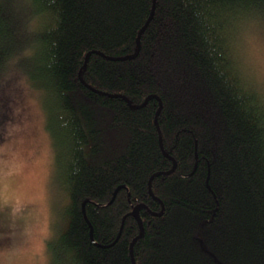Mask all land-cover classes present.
Returning a JSON list of instances; mask_svg holds the SVG:
<instances>
[{
    "label": "trees",
    "instance_id": "obj_1",
    "mask_svg": "<svg viewBox=\"0 0 264 264\" xmlns=\"http://www.w3.org/2000/svg\"><path fill=\"white\" fill-rule=\"evenodd\" d=\"M261 20L264 0H0V79L35 39L68 202L50 264H264V95L234 52Z\"/></svg>",
    "mask_w": 264,
    "mask_h": 264
},
{
    "label": "rangeland",
    "instance_id": "obj_2",
    "mask_svg": "<svg viewBox=\"0 0 264 264\" xmlns=\"http://www.w3.org/2000/svg\"><path fill=\"white\" fill-rule=\"evenodd\" d=\"M259 23L240 25L234 52L246 78L264 95V22ZM29 27L37 29L35 20ZM37 49L31 40L20 53V66L11 62L0 79V213L6 219L0 224V264H50L47 242L67 225L45 96L21 71L35 68Z\"/></svg>",
    "mask_w": 264,
    "mask_h": 264
},
{
    "label": "water",
    "instance_id": "obj_3",
    "mask_svg": "<svg viewBox=\"0 0 264 264\" xmlns=\"http://www.w3.org/2000/svg\"><path fill=\"white\" fill-rule=\"evenodd\" d=\"M152 13H153V9L151 10V15H150V17H149V19L151 18V16H152ZM148 21V20H147ZM145 26V25H144ZM138 49H139V44L137 43V50H136V53L133 55V56H131V57H134L136 54H137V52H138ZM133 108H137V107H133ZM159 140H160V136H159ZM174 168H172L170 171H168L167 173H170L172 170H173ZM149 192H150V186H149ZM151 193V192H150ZM145 206L144 205H142V204H139V205H137V206H135V208L133 209V214L135 215V217L137 218V220H138V224H139V226H140V233H139V236L142 234V226H141V221L139 220V217H138V211L140 210V208H144ZM82 208H84V204H82ZM146 208V207H145ZM162 213V209H161V212H159V213H155V215H160ZM91 232H92V230H90V236H91ZM91 239H92V236H91ZM132 245V244H131Z\"/></svg>",
    "mask_w": 264,
    "mask_h": 264
},
{
    "label": "flooded vegetation",
    "instance_id": "obj_4",
    "mask_svg": "<svg viewBox=\"0 0 264 264\" xmlns=\"http://www.w3.org/2000/svg\"><path fill=\"white\" fill-rule=\"evenodd\" d=\"M139 205V204H138ZM141 209V208H140ZM144 209L146 210V211H148L145 207H144ZM149 212V211H148ZM132 214H133V212H132ZM139 217V216H138Z\"/></svg>",
    "mask_w": 264,
    "mask_h": 264
}]
</instances>
